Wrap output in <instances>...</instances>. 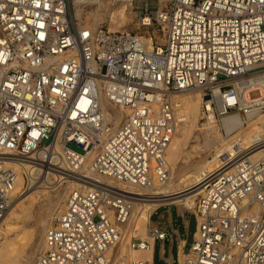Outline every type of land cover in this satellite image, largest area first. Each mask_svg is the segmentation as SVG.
Masks as SVG:
<instances>
[{
	"label": "built area",
	"instance_id": "built-area-1",
	"mask_svg": "<svg viewBox=\"0 0 264 264\" xmlns=\"http://www.w3.org/2000/svg\"><path fill=\"white\" fill-rule=\"evenodd\" d=\"M71 1L0 0V220L22 160L55 182L60 175L80 184L52 215L33 264H105L136 205L172 197L167 152L181 93L201 91L203 118L264 116V0H168L140 12L151 41L80 25ZM101 95L126 109L117 128ZM218 160L184 192L199 188L193 204H182L197 228L179 264H264V135ZM164 202L152 214L181 206ZM148 244L135 236L128 243Z\"/></svg>",
	"mask_w": 264,
	"mask_h": 264
},
{
	"label": "bare ground",
	"instance_id": "bare-ground-1",
	"mask_svg": "<svg viewBox=\"0 0 264 264\" xmlns=\"http://www.w3.org/2000/svg\"><path fill=\"white\" fill-rule=\"evenodd\" d=\"M71 2L73 14L76 16L80 25H86L93 29L101 28L103 27L102 23L106 18L108 19V30L110 32H130L125 28L130 21L128 16L132 6L130 0H123L120 4H117V0H72ZM88 4H95L97 7L95 10L93 9L94 11H88L86 9ZM139 34L148 41H151L150 38L153 36L149 30L146 31V34ZM154 34L156 36L158 35L157 32H154ZM176 100L179 103V114L182 118L167 152V160L172 170V177L166 191L167 196L172 197L158 202L155 201V203L148 202L146 204H141V206L136 205L132 215V224L129 225L130 228L126 229L125 237L121 238L114 248H111L106 252L105 264H132L133 261L141 263L148 261L146 264H154V237L150 234V228L153 225L151 222V214L153 212L152 208L165 203L164 201H184V203L193 204L194 192L199 190V188L190 193L184 192L193 184L201 183L209 172L218 167L219 156L221 157L229 151L232 152V148L236 145L248 147L255 140L264 135V116L262 115L253 117L249 116L246 117V120H244L240 113L229 114L221 119L222 127L225 131L224 134H221L219 131L217 119L213 116H209L207 121L203 124L204 128L201 129L199 142L194 145L192 149L187 150L191 134L200 125V119L203 116L202 104L204 99L201 91L193 90L181 93L176 97ZM99 101L101 106L108 112L114 128H117L126 113V109L110 104L104 95L100 96ZM55 148L57 151L61 152V146L59 144H56ZM261 153L262 151H256L253 153V156L257 157ZM16 168L18 169V177L17 184L13 192L14 196L18 195V192L23 189V185H25L26 181L25 178H27L30 183L37 185L39 182L38 179L41 177V170L38 168L36 163H33L30 160L20 161L17 163ZM95 176L100 178L102 181L108 182V180L103 177L97 175ZM52 178L53 177L50 176V174L46 175L44 183L46 190L48 188L52 189V191H57L64 180H67L68 185L65 192L61 191L59 195L52 196L53 199H50L51 204L54 207V211L48 217L41 216L40 218V222H42L44 226L42 244L40 247L41 249L44 247L45 234L52 215L64 207L67 192L73 188L80 187L79 183L73 179H69L68 176L64 177V180L63 177L60 176L56 184H54L55 181H53ZM177 181H179L178 184ZM41 186H43V183L38 187ZM38 187L36 186L34 188L36 189ZM41 192H45V190L34 193L31 192L32 194L28 193L29 195L26 193L27 195L25 198H22V200L17 199V204H11L12 206L9 207L4 216L1 218L0 264H21L19 261L20 253L31 235L26 231L24 232L20 230V232H16L15 235L12 236L11 232L15 229L14 223L20 215L19 210L21 212H25L27 210L22 202L26 199H31V203H33L35 201V197ZM134 236L143 240L146 239L150 241V244H148V247L145 249H133L128 245V243L129 239ZM117 247H119L121 251L120 255L117 254L115 256V260H112V251ZM179 256L180 261L183 263L187 254L184 257V254L180 249Z\"/></svg>",
	"mask_w": 264,
	"mask_h": 264
},
{
	"label": "rangeland",
	"instance_id": "rangeland-1",
	"mask_svg": "<svg viewBox=\"0 0 264 264\" xmlns=\"http://www.w3.org/2000/svg\"><path fill=\"white\" fill-rule=\"evenodd\" d=\"M121 1H123V0H117V4H120ZM130 1L132 4L131 10L128 13L130 21H129V24L125 28L134 34H139V33H145L146 34V31H147L146 28H143L139 25L140 14H141L140 12L141 11H144L146 9V7H148V10H150V11H156L157 9L162 8L165 5V3L167 4V2H168V0H130ZM88 6L86 7V9L88 11H92L93 9L95 10L97 7V5H95V4H92V5L88 4ZM102 25H103V27L108 29V27H109L108 19L105 18ZM259 95H260V93L258 91H254L250 94V97L251 98H257V97H259ZM242 118L244 120L247 119L246 117H243V116H242ZM206 121H207V118H203V116H202L200 119V125L196 128L195 131H193V133L191 134V136L189 138L187 150L192 149V147L199 142L201 129L204 128L203 124ZM217 124L219 125L220 133L224 134L225 131L222 127L221 119L217 118ZM68 146L70 148L78 151L79 153L83 152L82 149H80L74 143H69ZM203 156H205V155H203ZM42 176L43 175H41V177H39V179H38L39 182L37 183V185H35L34 183H30L29 180L27 178H25V180H26L25 185H23L24 189H21L18 192L19 196L15 195L14 201L12 203V205H14V204L16 205L18 202L17 199L22 200V198H25V196L28 193L32 194L34 192H38V191L40 192L41 190H45V192H41L40 194H38V196L35 197V201L33 203H31V199H26L25 201L22 202V204L25 206V208L27 210L25 212H21L19 210L20 215L14 223L15 229H13V231L11 232L12 236H14L16 232H20V230L24 231V232L26 231L27 233H29L31 235L28 238L27 243L24 245L22 252L20 253V260L19 261L21 264H33L39 250H41L40 247H41L42 238H43L44 226H43V223L40 222V218H41V216H47L48 217L54 211L53 210L54 207L51 204L50 199H53L52 196L59 195L61 191L65 192L67 185H68L67 180H64V181H62V183H61L62 185L59 186L57 191L56 190L52 191V189H48V188L46 190V187L44 184L46 176H45V174L43 177ZM58 178H60L59 175L56 177V181L58 180ZM52 179L54 181V178H52ZM42 183H43V186L38 187ZM56 183L57 182H54V184H56ZM178 183H179V181H177V184ZM36 186L38 188L35 189L34 187H36ZM44 187H45V189H44ZM68 192H67V194H68ZM49 193H50V195H49ZM62 196H63V194H62ZM180 203L183 204L184 201H180ZM162 212L164 213V209L159 210L158 214L162 213ZM158 214L154 216V220H157L160 227H161L165 223L166 213H164L163 217H159ZM187 217L190 220V226H189V234H188V238H187L188 241H187L186 251H189L190 245L193 241V232L195 231V217L191 216L189 214H187ZM120 252L121 251H120L119 247L115 248L112 251L111 259L115 260V256L117 254L120 255ZM174 254H176V251H174ZM156 262L162 264V262H160L158 260V247H156ZM174 264H179V263L176 260V262Z\"/></svg>",
	"mask_w": 264,
	"mask_h": 264
},
{
	"label": "crops",
	"instance_id": "crops-1",
	"mask_svg": "<svg viewBox=\"0 0 264 264\" xmlns=\"http://www.w3.org/2000/svg\"><path fill=\"white\" fill-rule=\"evenodd\" d=\"M148 6V5H147ZM148 8V7H146ZM181 206L175 204H169L159 207L151 217L152 226L151 228L157 229L159 231H163L166 234L164 240H160L158 238H153V263L156 264V247H158V260L162 262V264H174L180 261V249L182 250L184 257L190 251L192 243L190 245L189 251H186L187 247V238L189 234V226L190 220L187 217V214L194 216L193 213L186 211ZM158 206L153 207L152 209H156ZM164 209L165 223L160 227L157 220H154V216L158 214V211ZM164 213H159V217H163ZM195 217V216H194ZM197 223L195 219V231L196 232ZM150 244V241H148ZM167 246V247H166ZM176 251V254H174ZM160 264V263H157Z\"/></svg>",
	"mask_w": 264,
	"mask_h": 264
}]
</instances>
